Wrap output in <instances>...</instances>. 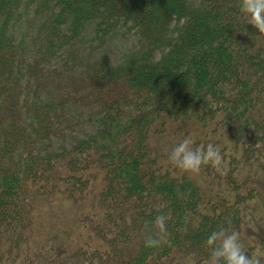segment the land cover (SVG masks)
I'll return each mask as SVG.
<instances>
[{
  "label": "trees",
  "instance_id": "trees-1",
  "mask_svg": "<svg viewBox=\"0 0 264 264\" xmlns=\"http://www.w3.org/2000/svg\"><path fill=\"white\" fill-rule=\"evenodd\" d=\"M193 1L0 0V264H207L205 238L220 226L264 264V190L252 182L257 171L264 178V34L240 0ZM85 29L101 46L124 30L139 45L72 76L95 129L55 146L75 101L24 92L28 79L46 86L38 62L61 53L57 75L80 66ZM28 45L37 61L24 73L15 65ZM185 137L215 144L224 170L177 169L168 153ZM45 212L61 221L29 243ZM157 213L166 233L145 248ZM68 225L84 237L62 246Z\"/></svg>",
  "mask_w": 264,
  "mask_h": 264
},
{
  "label": "rangeland",
  "instance_id": "rangeland-1",
  "mask_svg": "<svg viewBox=\"0 0 264 264\" xmlns=\"http://www.w3.org/2000/svg\"><path fill=\"white\" fill-rule=\"evenodd\" d=\"M190 5H196V1L193 0H189L188 2ZM38 23V22H37ZM37 23L33 24L32 27L36 28L37 27ZM90 31V30H89ZM88 29L83 32L84 34H86V37L82 40V42H80L81 44L78 46H75V49L80 51V55H79V59H80V66H76L73 69V72H71V75L69 74V71H67L66 73H62L61 75L57 72L54 73V66H58V62L62 61V54H57V58L55 60H52L50 63H48L47 65H40V62H38V64H36V66H38V73L37 76L39 78H45L46 80V86H41V88H34V84L35 83H31L34 82L35 80L32 79H28L27 81V85H26V89H28L27 91H25L24 93L26 94L28 93H32L35 92L34 90L36 89H45L46 88L50 91V90H54L55 92H51L53 99H57L58 94L60 92L63 93L64 98L65 94H67L68 98H71L72 100H74V104L71 105V107L73 109H70L69 112H67L66 116H64L63 121H59L57 122L56 128H55V134L57 135V138L55 139V146L59 145L61 143V141L66 142L69 141L67 138L70 135V138H75V137H80L81 135L84 136L85 134H89V133H93L95 127L92 128V124L86 122V118L88 115H90L91 111L95 110L94 106H91L88 108L80 106L79 104V95H82L83 93L80 92L81 87L79 90H76L74 88V91H72L71 88V84L73 81H71L70 79L72 78L73 75L77 76L78 73L81 71L83 72L82 68L83 67H87L95 64V65H100L99 59L102 58V55L106 56V61L111 63V64H115L117 63L120 58L121 55L123 53H125L127 50H130L132 48H136L139 45V41L137 40V38L133 35L132 31L127 32L126 30H124L123 32H119L117 34V36L115 37L114 40H110V41H106V44H104L103 46H101L100 44H98L97 42L93 41L91 38V31L89 32ZM119 43H116L114 41L119 40ZM42 41V39H41ZM108 42V43H107ZM112 42V43H111ZM33 49H31V46L28 45V49H27V53L25 56H23V54L20 53V56L22 57L21 61H19L18 64L15 65V70L16 68L18 69L19 66H23L24 67V73L25 70H27V68L29 66H32L36 61H37V57L33 54V53H29L31 52ZM36 49L33 50V52H35ZM91 59H94V62L91 61ZM86 60H88L86 63H84ZM41 70V72H40ZM57 75L56 78H54L53 80L51 79L53 76ZM84 75V74H82ZM24 78H25V74H24ZM37 82V81H36ZM71 85V86H70ZM81 86H84V84H80ZM40 86V85H39ZM36 87V84H35ZM25 90V89H24ZM22 90V93L23 91ZM22 95L23 94H19ZM83 100H84V94L82 95ZM59 98H62L61 94L59 95ZM85 101V100H84ZM88 103V102H87ZM86 103V106H87ZM55 106V105H54ZM53 106V108H54ZM74 112H76L75 114L80 115L79 116H72L74 115ZM71 115V119H69L68 117ZM71 141V139H70ZM65 143V144H66ZM64 144V146H65ZM61 145V144H60ZM258 175H256V179L255 177H253L252 175V182L255 183L256 186H260V188H262L264 190V178L261 175V173H259L257 171ZM54 206L57 205V203L53 204ZM52 204L50 205L51 207L54 208ZM60 205L64 206V203L60 201ZM50 206L47 205V207L45 208V210H49ZM40 207H42L40 205ZM48 208V209H47ZM59 211V208H56V212ZM43 218H40L39 221L37 222V224H35V226L33 227V230L30 232L31 235L29 234L28 240L29 243L31 242V240L35 239L39 234H43L45 233V231L49 230L50 228H52V226L54 227L56 223L59 222H55L54 219H56V217H58L57 214L54 213H50V212H45L42 213ZM250 219V218H248ZM251 221V220H250ZM55 222V223H54ZM246 230L249 233L253 239V241H255L257 239L256 237V232L255 231V224L254 222H250V224H246ZM75 225L71 226L68 225L66 230H63V233L58 236L59 234H57L58 240H60V244L62 246H68V245H73V243L77 242L79 239L82 241V238L84 237V233L82 232L81 234L78 233V226ZM249 235V234H248ZM38 238V237H37ZM36 238V240L38 241V239ZM78 239V240H77ZM77 240V241H76ZM76 244V243H75ZM29 245V244H28ZM181 262V261H180ZM179 262V263H180ZM69 264H83L82 259H75L74 261L69 262Z\"/></svg>",
  "mask_w": 264,
  "mask_h": 264
},
{
  "label": "clouds",
  "instance_id": "clouds-1",
  "mask_svg": "<svg viewBox=\"0 0 264 264\" xmlns=\"http://www.w3.org/2000/svg\"><path fill=\"white\" fill-rule=\"evenodd\" d=\"M239 8L259 34H264V0H240ZM169 161L183 172L197 173L202 165H211L216 171L224 170L223 158L219 148L208 143L203 147H194L193 140L185 137L172 146L168 153ZM167 217L157 213L151 223L156 233L144 237L145 248H154L162 243L166 233ZM240 234L228 231L224 226L210 231L205 243L208 246L207 264H261L259 256H249L245 253L240 240Z\"/></svg>",
  "mask_w": 264,
  "mask_h": 264
}]
</instances>
